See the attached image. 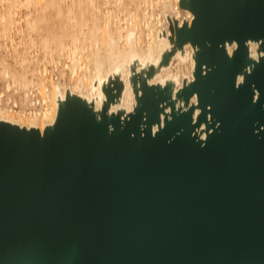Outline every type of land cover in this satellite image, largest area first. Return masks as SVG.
<instances>
[{
    "label": "water",
    "instance_id": "95a60500",
    "mask_svg": "<svg viewBox=\"0 0 264 264\" xmlns=\"http://www.w3.org/2000/svg\"><path fill=\"white\" fill-rule=\"evenodd\" d=\"M187 6L175 41L197 51L178 97L196 95L195 121L141 81L122 121L67 97L42 135L0 122V264H264V56L236 83L245 43L264 51V0Z\"/></svg>",
    "mask_w": 264,
    "mask_h": 264
},
{
    "label": "bare ground",
    "instance_id": "6f19581e",
    "mask_svg": "<svg viewBox=\"0 0 264 264\" xmlns=\"http://www.w3.org/2000/svg\"><path fill=\"white\" fill-rule=\"evenodd\" d=\"M181 1L0 0V122L42 135L67 97L81 99L96 120L106 106L108 119L118 114L122 121L138 106L141 81L167 88L176 114L192 106L195 121L196 95L188 103L178 97L194 79L197 51L175 41V27L193 19L188 0ZM246 44L236 83L264 55L259 42ZM235 47L226 45L229 56ZM169 114L164 103L153 134ZM194 135L205 139L203 122Z\"/></svg>",
    "mask_w": 264,
    "mask_h": 264
},
{
    "label": "rangeland",
    "instance_id": "374dc122",
    "mask_svg": "<svg viewBox=\"0 0 264 264\" xmlns=\"http://www.w3.org/2000/svg\"><path fill=\"white\" fill-rule=\"evenodd\" d=\"M48 69H50V67L48 66Z\"/></svg>",
    "mask_w": 264,
    "mask_h": 264
},
{
    "label": "built area",
    "instance_id": "2783aa9c",
    "mask_svg": "<svg viewBox=\"0 0 264 264\" xmlns=\"http://www.w3.org/2000/svg\"><path fill=\"white\" fill-rule=\"evenodd\" d=\"M260 43V42H259ZM246 44V43H245ZM247 45V44H246ZM264 56V55H263Z\"/></svg>",
    "mask_w": 264,
    "mask_h": 264
}]
</instances>
